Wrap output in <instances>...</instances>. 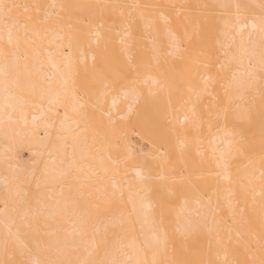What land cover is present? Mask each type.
<instances>
[{"label":"bare ground","instance_id":"6f19581e","mask_svg":"<svg viewBox=\"0 0 264 264\" xmlns=\"http://www.w3.org/2000/svg\"><path fill=\"white\" fill-rule=\"evenodd\" d=\"M261 4L0 0V264H262Z\"/></svg>","mask_w":264,"mask_h":264},{"label":"snow or ice","instance_id":"6c2138e0","mask_svg":"<svg viewBox=\"0 0 264 264\" xmlns=\"http://www.w3.org/2000/svg\"><path fill=\"white\" fill-rule=\"evenodd\" d=\"M3 7H9V6L4 5ZM145 7H149V6L146 5ZM236 7L240 8L241 6L240 5H236ZM261 7H262V9H264V0H262ZM165 22L167 23V20ZM260 24H261L262 31H264V15L261 16ZM154 264H164V262H155L154 261ZM225 264H232V262L225 260ZM262 264H264V261H262Z\"/></svg>","mask_w":264,"mask_h":264}]
</instances>
